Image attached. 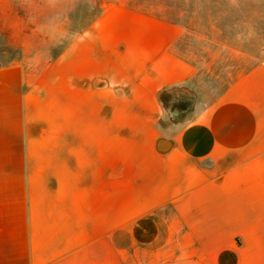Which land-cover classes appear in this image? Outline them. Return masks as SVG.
Returning a JSON list of instances; mask_svg holds the SVG:
<instances>
[{
	"label": "crops",
	"instance_id": "0c3cea01",
	"mask_svg": "<svg viewBox=\"0 0 264 264\" xmlns=\"http://www.w3.org/2000/svg\"><path fill=\"white\" fill-rule=\"evenodd\" d=\"M182 36L119 0L0 63V264H264V62L169 132Z\"/></svg>",
	"mask_w": 264,
	"mask_h": 264
},
{
	"label": "rangeland",
	"instance_id": "374dc122",
	"mask_svg": "<svg viewBox=\"0 0 264 264\" xmlns=\"http://www.w3.org/2000/svg\"><path fill=\"white\" fill-rule=\"evenodd\" d=\"M119 0H0V63L48 60ZM180 24L179 50L196 68L164 97L169 132L215 100L241 72L264 62V0H123ZM177 125V124H176Z\"/></svg>",
	"mask_w": 264,
	"mask_h": 264
}]
</instances>
